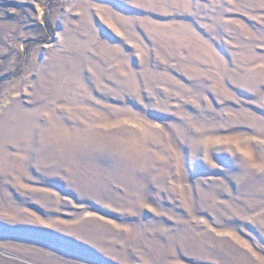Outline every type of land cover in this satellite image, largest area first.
<instances>
[{"label": "rangeland", "instance_id": "374dc122", "mask_svg": "<svg viewBox=\"0 0 264 264\" xmlns=\"http://www.w3.org/2000/svg\"><path fill=\"white\" fill-rule=\"evenodd\" d=\"M59 72L61 128L0 161V264H264V0H0V110Z\"/></svg>", "mask_w": 264, "mask_h": 264}, {"label": "bare ground", "instance_id": "6f19581e", "mask_svg": "<svg viewBox=\"0 0 264 264\" xmlns=\"http://www.w3.org/2000/svg\"><path fill=\"white\" fill-rule=\"evenodd\" d=\"M88 46H89L88 44L81 46V49L82 48L85 49ZM61 74L62 73H60L58 76L50 74V75L39 77V79H37L35 86H34L35 96H33V99H31L30 103L31 104L38 103L39 97H40L39 92L45 91V92L50 93L49 100L52 103L51 105H53L52 107H49L50 102L46 100L44 101V106L41 104L42 108L36 110L32 106L31 108H28L26 105L23 104L22 100L14 98L10 102H8V104L3 109L0 110V161H2V159L3 161L4 159H6V161L13 160L12 155L7 154V149L9 150V149L16 148V146H14V143H16V141L9 140L10 139L9 137L14 135L13 127L15 125L17 124L18 125H27V124L33 125V123H35L34 125L36 127L37 126L36 121L40 120L41 117L45 116L48 120V123L52 127L53 126L58 127V123L60 121V117L58 116V110L69 109L67 108V104H64V103L61 104L60 101L62 100L65 94H69L70 92L69 90L70 86L68 87L69 81L66 80L67 78H64L65 77L64 75L63 77H61ZM66 86L68 88H66ZM83 127L88 129L87 131L92 130L94 128V127L92 128V127H85V126ZM58 128H61V127H58ZM68 139L71 140L72 143L73 142L77 143L74 141V138L72 139L71 137H69ZM26 140L27 138L22 139V140L20 139L18 140L19 141L18 143H23ZM86 143H87L86 145L88 146L92 145L90 143L94 144V142H90V143L86 142ZM11 172H12V169L9 168V165H0L1 182L5 184V187L11 185L8 183V181L12 177ZM27 190H22V191H27Z\"/></svg>", "mask_w": 264, "mask_h": 264}]
</instances>
